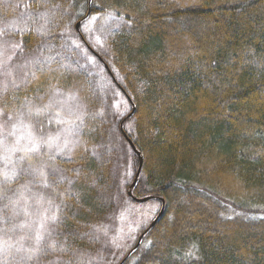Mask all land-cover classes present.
<instances>
[{"label":"trees","instance_id":"1","mask_svg":"<svg viewBox=\"0 0 264 264\" xmlns=\"http://www.w3.org/2000/svg\"><path fill=\"white\" fill-rule=\"evenodd\" d=\"M71 9L79 23L103 12L124 20L110 38L121 81L99 59L134 107L120 124L143 164L133 184L130 149L127 192L165 199L118 264H264V0H72ZM18 37L36 44L33 30ZM55 162L89 190L64 197L72 207L61 228H86L101 215L92 161Z\"/></svg>","mask_w":264,"mask_h":264},{"label":"rangeland","instance_id":"2","mask_svg":"<svg viewBox=\"0 0 264 264\" xmlns=\"http://www.w3.org/2000/svg\"><path fill=\"white\" fill-rule=\"evenodd\" d=\"M71 1L0 0V264H118L165 206L162 197L163 206L159 199L136 203L127 196L137 162L119 124L131 107L100 62L105 61L121 81L112 64L110 38L124 20L108 12L94 14L77 31ZM41 26L43 31L38 32ZM25 29L37 37L30 48L18 37ZM54 89L61 93L54 106L43 115H29L25 102L30 101L33 109L43 107ZM57 112L68 123H57ZM21 113L35 136L46 140L49 134H59V144L65 138L73 142L71 152L58 153L41 143L38 151L26 153L31 142L19 123ZM77 116L83 122L71 124ZM133 124L130 120L124 130L130 133ZM177 140L172 138L171 145ZM88 159L92 161L88 186L96 185L101 215L86 228L66 233L61 225L67 224L61 221L72 201L64 197L89 190L80 186L75 167L62 170L55 161ZM43 164L46 177L34 174L32 169ZM4 171L15 172L11 183H4ZM78 200L73 201L76 206ZM53 213L55 221L49 219ZM38 233L44 239L36 245Z\"/></svg>","mask_w":264,"mask_h":264},{"label":"snow or ice","instance_id":"3","mask_svg":"<svg viewBox=\"0 0 264 264\" xmlns=\"http://www.w3.org/2000/svg\"><path fill=\"white\" fill-rule=\"evenodd\" d=\"M91 19L95 20L96 17H92ZM37 31L38 32H42L43 31V26H41V28H38ZM0 34H3V30H0ZM16 47H19V45H16ZM77 47H78V45H77ZM33 77L35 78V74H33ZM4 90L5 91L7 90V84H5ZM60 95H61V93H60L59 89H54L53 92H52V97H50L49 103L44 105L43 107H36L35 109H33L31 107V102L30 101H26L25 102V106L28 107V114L29 115H35V116L43 115L46 111H48L50 108H52L54 106V104L56 103L55 97L60 96ZM0 115H3V110L2 109H0ZM22 116H23V113L20 114L19 123H20L21 126H23L28 131V137L27 138L31 142V147L26 149V153L38 151L41 143H46L47 146L50 149L51 148H56L58 153H63L65 149H67L69 152H71L72 149L69 147V144L73 143L72 141H69L67 138H65L64 143L62 145L59 144L58 141H60V139H61L59 134H57V135L49 134L46 140H44L43 137H37V136H35L33 134L32 129H31V125L30 124H25L23 122ZM56 117H57V120H56L57 123H61V124L68 123L67 121H65L63 119H60V113L59 112L56 113ZM8 119L11 120L12 116L9 115ZM76 120H81V123L83 122L81 117L77 116L75 119H73L71 121V124H75ZM13 128L15 130L16 129V125H14ZM14 134H15V131L12 132V133H6L5 138H6L7 135H14ZM21 138L22 137H18L17 138V143H19V140ZM73 146H75V144H73ZM21 159H23V157H21ZM46 167H47V165L43 164L40 167H34L32 169V171L36 175H39L41 177H46V173L44 171V169ZM14 177H15V172H13L11 174H9L8 171H4L3 172V181H4L5 184L11 183V181L14 179ZM62 179H63V177H62ZM69 183H71V181H69ZM45 186H47L46 182H45ZM49 219L52 220V221H55L57 219V216L55 215V213H53L49 217ZM21 227H22V225H21ZM43 239H44L43 235L38 233L36 235V237H35V244L39 245V243ZM52 246L54 247V244ZM29 258H31V257H29Z\"/></svg>","mask_w":264,"mask_h":264},{"label":"water","instance_id":"4","mask_svg":"<svg viewBox=\"0 0 264 264\" xmlns=\"http://www.w3.org/2000/svg\"><path fill=\"white\" fill-rule=\"evenodd\" d=\"M79 26H80V23L77 22V24H76V26H75V29H76L77 31L79 30ZM105 68L108 70L107 66H105ZM108 74L112 77V74H111V72H110L109 70H108ZM112 79H113V77H112ZM113 81H114V79H113ZM128 102H130V101H128ZM130 104H131V103H130ZM133 112H134V107L131 106V113L128 115V118L131 117V115L133 114ZM120 130H121V132H122V134H123V136H124L126 142L128 143L129 147L131 148L132 152L134 153V155H136V156L139 158V165H138L137 174H136V176H135V178H134V180H133V184H136L137 179H138V175H139V173L141 172V169H142V164H143L142 157L139 155V152L136 150V148H135V146L132 144V142H131V141L128 139V137L123 133V131H122V125H120ZM127 194H128V197H129L131 200H133L134 202H136V203H144V202L149 201V199H146V198H145V199H138V198H135V197L133 196L131 190H129ZM158 199L164 204V200H163L162 198H158ZM163 212H164V207H163V209L161 210V212L157 215V217L151 222V224H150V226H149L148 229H150L151 227H153V226L157 223V221H158V220L160 219V217L162 216ZM143 235H144V234L142 233V234L140 235V237L137 239V242H136L134 248H135V247H138V245L140 244V241H141V237H142ZM132 248H133V247H132Z\"/></svg>","mask_w":264,"mask_h":264}]
</instances>
